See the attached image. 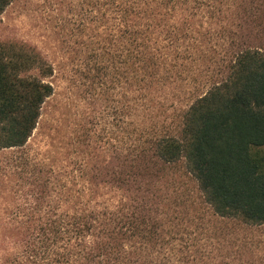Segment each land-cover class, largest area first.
I'll return each mask as SVG.
<instances>
[{
  "label": "trees",
  "instance_id": "obj_1",
  "mask_svg": "<svg viewBox=\"0 0 264 264\" xmlns=\"http://www.w3.org/2000/svg\"><path fill=\"white\" fill-rule=\"evenodd\" d=\"M11 3L0 0V16ZM86 6L126 87L116 165L105 181L84 165L63 178L29 154L8 161L0 264H247L213 253L209 228L181 231L177 214L163 218L166 199L149 208L142 184L151 167L181 164L212 218L264 226V0ZM248 26L258 28L253 41ZM52 75L34 48L0 41V153L25 148Z\"/></svg>",
  "mask_w": 264,
  "mask_h": 264
},
{
  "label": "rangeland",
  "instance_id": "obj_2",
  "mask_svg": "<svg viewBox=\"0 0 264 264\" xmlns=\"http://www.w3.org/2000/svg\"><path fill=\"white\" fill-rule=\"evenodd\" d=\"M87 1L12 0L0 16V41L34 48L53 68L48 79L53 93L42 106L36 129L23 150L0 153V168L15 157L29 154L34 162L45 165V171L50 168L58 177L75 175L84 165L86 177L93 173L98 179H111L117 130L122 128L123 133L127 122L123 108L127 94L119 65L103 57L102 37L92 21L94 12H86ZM257 34V27H246L250 41ZM158 169L156 179L153 174ZM151 173L142 184L148 189L142 195L148 199L149 208L161 209L162 204L156 203L166 199L169 209H165L163 218L169 220L177 214L181 231L209 228L210 248L225 261L264 264V226L212 218L196 183L181 164L151 167ZM17 178L12 176L14 181ZM137 194L132 192L133 196ZM2 202L0 196V208Z\"/></svg>",
  "mask_w": 264,
  "mask_h": 264
}]
</instances>
